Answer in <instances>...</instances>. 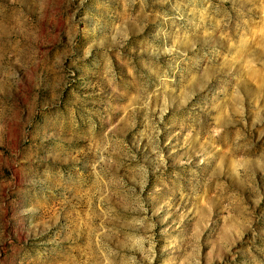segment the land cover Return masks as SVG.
<instances>
[{
	"label": "rangeland",
	"instance_id": "rangeland-1",
	"mask_svg": "<svg viewBox=\"0 0 264 264\" xmlns=\"http://www.w3.org/2000/svg\"><path fill=\"white\" fill-rule=\"evenodd\" d=\"M0 264H264V0H0Z\"/></svg>",
	"mask_w": 264,
	"mask_h": 264
}]
</instances>
